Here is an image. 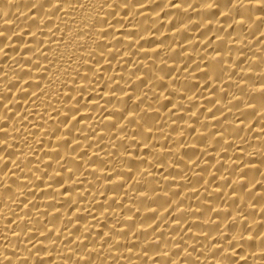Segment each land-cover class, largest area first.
<instances>
[{"label": "bare ground", "instance_id": "bare-ground-1", "mask_svg": "<svg viewBox=\"0 0 264 264\" xmlns=\"http://www.w3.org/2000/svg\"><path fill=\"white\" fill-rule=\"evenodd\" d=\"M0 264H264V0H0Z\"/></svg>", "mask_w": 264, "mask_h": 264}]
</instances>
